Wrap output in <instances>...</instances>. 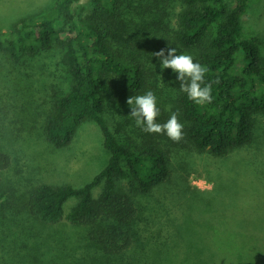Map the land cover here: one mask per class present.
<instances>
[{
    "label": "trees",
    "instance_id": "1",
    "mask_svg": "<svg viewBox=\"0 0 264 264\" xmlns=\"http://www.w3.org/2000/svg\"><path fill=\"white\" fill-rule=\"evenodd\" d=\"M80 1L57 0L46 14L1 31L0 56L14 69L56 51L64 73L47 95L41 135L54 149H64L80 126L92 121L102 132L109 159L82 187L41 183L22 192L23 209L43 225L66 219L84 228L89 244L108 258L132 247L147 252L163 250L167 243L177 245L182 226L168 232V221L159 218L147 199L185 180L177 168H185L181 163L189 166L188 159L209 155L227 160L262 137L264 56L258 41L244 38L250 0H91L90 11L76 14L73 7ZM167 47L191 55L208 69L205 83L212 85L211 103L198 105L188 99L176 74L161 69L152 53ZM43 89L35 88V96ZM147 91L157 98V122L178 114L184 125L180 142L142 131L129 116L127 99ZM10 165V155L0 148L4 219L14 210L22 211L7 199L16 198L17 192L4 184ZM176 184L180 206L189 208L188 186ZM70 200L75 202L67 212ZM181 215L179 210L175 216ZM8 251L0 249V264H11L14 256Z\"/></svg>",
    "mask_w": 264,
    "mask_h": 264
},
{
    "label": "rangeland",
    "instance_id": "2",
    "mask_svg": "<svg viewBox=\"0 0 264 264\" xmlns=\"http://www.w3.org/2000/svg\"><path fill=\"white\" fill-rule=\"evenodd\" d=\"M56 1L0 0V32L46 14ZM91 9V0H81L73 12ZM243 26L244 38L258 41L264 56V0H250ZM45 55L14 69L7 57L0 56V148L11 157L4 184L17 190L16 198L5 199L22 208L8 219L0 216V249L14 256L11 264H264V119L258 144L223 161L209 155L188 159L189 166L181 163L185 168H177L185 180H176L147 199L159 218L168 221V232L182 226L177 245L167 243L163 250L147 252L132 247L122 256L108 258L89 244L84 228L66 219L43 225L29 216L22 192L41 183L82 187L109 159L102 132L92 121L80 126L67 148L54 149L43 139L41 117L49 105L47 95L64 73L56 51ZM35 88H44L41 96H35ZM176 183L188 186L189 208L180 206ZM100 191L94 190V196ZM73 202L65 205L67 212ZM179 210L182 215L176 218Z\"/></svg>",
    "mask_w": 264,
    "mask_h": 264
},
{
    "label": "clouds",
    "instance_id": "3",
    "mask_svg": "<svg viewBox=\"0 0 264 264\" xmlns=\"http://www.w3.org/2000/svg\"><path fill=\"white\" fill-rule=\"evenodd\" d=\"M158 58L161 69H171L176 74L180 90L191 101L198 105L212 102V85L205 83L208 69L188 54H178L174 47L162 48L152 53ZM126 103L130 106L129 116L135 121L137 127L150 134H166L174 142L183 139L184 125L180 122L178 114L172 112L170 118L164 122H157L160 110L157 98L152 91L143 95L130 96Z\"/></svg>",
    "mask_w": 264,
    "mask_h": 264
}]
</instances>
